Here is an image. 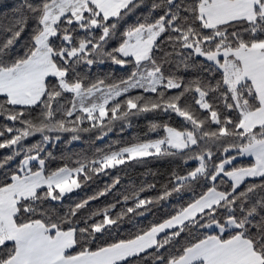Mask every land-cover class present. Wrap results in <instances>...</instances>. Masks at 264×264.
<instances>
[{
    "label": "snow or ice",
    "instance_id": "6c2138e0",
    "mask_svg": "<svg viewBox=\"0 0 264 264\" xmlns=\"http://www.w3.org/2000/svg\"><path fill=\"white\" fill-rule=\"evenodd\" d=\"M0 264H264V0H0Z\"/></svg>",
    "mask_w": 264,
    "mask_h": 264
},
{
    "label": "trees",
    "instance_id": "16d2710c",
    "mask_svg": "<svg viewBox=\"0 0 264 264\" xmlns=\"http://www.w3.org/2000/svg\"><path fill=\"white\" fill-rule=\"evenodd\" d=\"M13 2V0H8V3H12ZM141 127H143V122L141 123ZM153 167H156L155 165L153 166ZM134 179H137V180H139L140 179V177L139 176H137V175H134V177H133Z\"/></svg>",
    "mask_w": 264,
    "mask_h": 264
}]
</instances>
